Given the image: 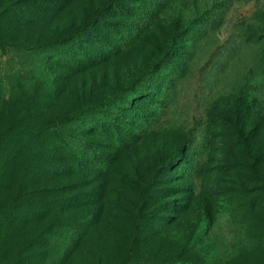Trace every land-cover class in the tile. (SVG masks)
Segmentation results:
<instances>
[{"label":"rangeland","instance_id":"obj_1","mask_svg":"<svg viewBox=\"0 0 264 264\" xmlns=\"http://www.w3.org/2000/svg\"><path fill=\"white\" fill-rule=\"evenodd\" d=\"M110 1L121 12L85 27L109 44L94 43L101 57L57 62L80 59L61 39ZM138 1L0 0V132L45 126L37 154L51 165L35 199L73 198L37 229L51 234L47 264H264V0H159L152 15ZM206 11L215 22L197 23ZM102 19L146 30L123 46ZM142 74L158 83L135 101ZM110 109L135 142L81 125ZM72 139L111 162L75 147L72 164L61 152Z\"/></svg>","mask_w":264,"mask_h":264},{"label":"trees","instance_id":"obj_2","mask_svg":"<svg viewBox=\"0 0 264 264\" xmlns=\"http://www.w3.org/2000/svg\"><path fill=\"white\" fill-rule=\"evenodd\" d=\"M157 3H159V0H140L134 7L136 9L141 8L143 10L140 11L152 15V6L153 8L157 7ZM119 7L121 8L122 5L114 1L100 5L99 9L88 16L77 31L71 32L61 39L60 43L68 45V50L79 55V60H75L67 54H55L56 61L61 62L68 69L72 68L74 70H80L81 61H91V59L97 61V57L100 58L102 53L94 46V43L99 46L104 43L107 47H109V44H105L106 40L101 37L90 35L89 31L85 30V27L91 25L92 20L99 18L98 13L100 11L114 9L121 12L118 9ZM126 10L123 9L122 11L125 12ZM197 20V23H206L215 22L216 19L210 11H206ZM102 22H105L106 31L116 36L123 46L131 45L146 30L145 23L132 20L124 23L125 26L130 28L129 31H125L119 22L105 20ZM115 48H118V45L110 47V53L108 54H116L117 49ZM153 66L154 64L151 63L149 70ZM167 69L170 73L179 72L173 64L167 67ZM143 76L142 74L137 80L140 85L130 91L132 98L136 99L135 101H137V98L141 100L144 96L148 95L149 88H155V85L158 83L149 79H145L147 81L145 83ZM113 100V104L122 103L124 108L135 107L128 98L120 97L117 99L115 97ZM115 105L111 103V106ZM100 113H102L100 110H95L91 118H87V120L81 119L83 128L93 133L99 131L107 134L110 131V133L112 132L116 135L115 142L118 144H125L127 141L135 142L133 138L137 137V135H130L128 133L122 135L119 133V124L112 118L119 115L111 109L107 112L112 113L111 116L109 114V116L102 114V122L99 121L95 125H90L92 120L97 119L96 116ZM51 138L52 135L46 132L45 126H40V128L32 131V133H26L17 138L9 135L5 136L0 132V264H47L50 257L48 241H50L51 234L49 231H43V229L37 231L40 227L39 224L46 215L57 217L58 213L56 210L61 209L63 204L66 203L68 206L72 204L69 201L73 198H56L51 201L35 199L44 195L46 188L42 186L38 187L37 182L44 178L42 175L50 170L49 166L51 165L49 156H46V158L38 156L37 150L40 146L38 142L46 143L47 148L51 143L47 140ZM71 142L69 141V143L61 145V152L67 156L72 164H76L77 149L75 147H80V150L84 151L88 156L93 155L95 157L99 154L98 158L111 162L110 156L101 153L97 147L91 145L89 142L79 139H72ZM175 158L172 157L171 159ZM196 170L197 168L195 167H188L184 172L189 175L194 174ZM27 184L29 185L26 186ZM35 229L36 232H34Z\"/></svg>","mask_w":264,"mask_h":264}]
</instances>
